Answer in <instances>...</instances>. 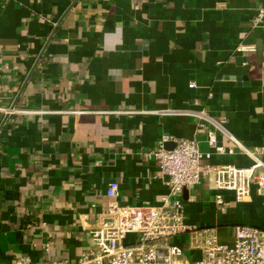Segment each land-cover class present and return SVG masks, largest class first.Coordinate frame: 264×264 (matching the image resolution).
Wrapping results in <instances>:
<instances>
[{
	"label": "crops",
	"instance_id": "0c3cea01",
	"mask_svg": "<svg viewBox=\"0 0 264 264\" xmlns=\"http://www.w3.org/2000/svg\"><path fill=\"white\" fill-rule=\"evenodd\" d=\"M75 1L0 0V264H76L111 181L119 206H159L166 180L150 152L162 138L203 153L208 132L223 141L209 124L196 133L193 113L224 121L264 162V30L252 25L264 0ZM217 193L208 180L184 191L187 226L228 245L236 225L264 232L255 187L242 202L220 192L224 214ZM166 241L201 257L187 233Z\"/></svg>",
	"mask_w": 264,
	"mask_h": 264
},
{
	"label": "built area",
	"instance_id": "2783aa9c",
	"mask_svg": "<svg viewBox=\"0 0 264 264\" xmlns=\"http://www.w3.org/2000/svg\"><path fill=\"white\" fill-rule=\"evenodd\" d=\"M255 28L264 30V9L252 20ZM242 51H254V47H240ZM189 88L193 89L194 84ZM6 114L11 110H3ZM196 117V133L209 124L223 135L219 142L213 132L207 133L208 152H201L196 139H174L171 149L164 148L169 141L163 137L153 155L160 174L166 180L167 193L160 197L159 206H119L116 203L119 185L108 183L106 196L108 207L91 230L93 248L83 252L76 264H264V232L260 229L236 225L231 244L221 243L217 234L208 228H195L185 224L183 193L203 180L212 182L218 192L215 203L218 212L224 214L227 207L220 192L230 191L236 202H242L256 193L264 196V162L258 154L224 129V121H214L204 111L193 113ZM212 155L242 156L249 164H213ZM189 234L192 249L200 252V259L189 263L183 259L178 246L162 247L159 242L181 234ZM129 234L137 240L126 242ZM16 264H29L21 258ZM54 264H66L57 262Z\"/></svg>",
	"mask_w": 264,
	"mask_h": 264
},
{
	"label": "water",
	"instance_id": "95a60500",
	"mask_svg": "<svg viewBox=\"0 0 264 264\" xmlns=\"http://www.w3.org/2000/svg\"><path fill=\"white\" fill-rule=\"evenodd\" d=\"M77 1H78V0H76L75 3H76ZM75 3H74V4H75ZM74 4H73V5H74ZM14 105H15V103H13L12 107L10 108V110H13ZM6 118H7V117H6Z\"/></svg>",
	"mask_w": 264,
	"mask_h": 264
},
{
	"label": "rangeland",
	"instance_id": "374dc122",
	"mask_svg": "<svg viewBox=\"0 0 264 264\" xmlns=\"http://www.w3.org/2000/svg\"><path fill=\"white\" fill-rule=\"evenodd\" d=\"M167 241H162V242H159V245L160 244H166Z\"/></svg>",
	"mask_w": 264,
	"mask_h": 264
}]
</instances>
